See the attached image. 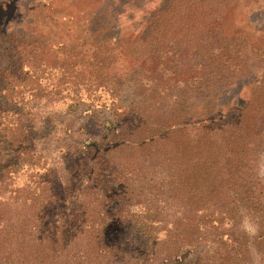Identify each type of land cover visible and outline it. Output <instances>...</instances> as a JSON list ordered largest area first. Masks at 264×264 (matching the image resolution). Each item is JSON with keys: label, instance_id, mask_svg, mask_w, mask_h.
<instances>
[{"label": "rangeland", "instance_id": "rangeland-1", "mask_svg": "<svg viewBox=\"0 0 264 264\" xmlns=\"http://www.w3.org/2000/svg\"><path fill=\"white\" fill-rule=\"evenodd\" d=\"M186 3L0 0V264H264V124L243 155L219 154L211 204L171 193L200 123L230 135L261 110L264 0H189L196 15L159 19ZM179 118L192 143L161 144Z\"/></svg>", "mask_w": 264, "mask_h": 264}, {"label": "trees", "instance_id": "trees-1", "mask_svg": "<svg viewBox=\"0 0 264 264\" xmlns=\"http://www.w3.org/2000/svg\"><path fill=\"white\" fill-rule=\"evenodd\" d=\"M185 1H187V3L181 9L170 6L168 9L160 11L161 13L159 14V19L161 20L165 16L173 19V15L175 14L193 16L196 15L199 10H202V3H200V8L198 10L197 4L192 3L189 6V0ZM218 16L219 12L215 11L207 17V20L217 19ZM155 30L157 31L158 28H155ZM153 51L155 53H159L158 43H155ZM263 98L264 92H260L258 95L254 96V104L257 101L262 103V105L259 106L261 107V110H254V113L249 115L252 111V109L249 107H251L253 103L250 104L248 110L244 112L246 115L242 113L240 120L235 123L237 129L233 134H222V129L227 126L226 124L221 123L220 125H214L210 127L206 126V123L199 124L202 125V127L199 128L201 144H198V157H196V159L189 158L185 161H177L176 165H171L175 168V176L172 180L173 187L171 189V193L178 197L174 198L180 200L185 209H194V205L196 204H211L210 200H214L215 196L218 195L220 188L215 185V178H217V173L220 174L222 169L219 168L217 164L219 154L223 152L224 148L230 146L232 152H234L235 155H243L246 148L250 146L249 144L251 140L254 141V138H259L260 129L264 124ZM188 126L189 125L185 120L179 118L178 120H174V123L170 125L163 123L154 134H160L158 141H163V143H161L163 145L164 142L169 140L170 137H174L177 134L183 135L187 141L189 140V142L192 143V139H189L190 132H188ZM153 138L154 137L150 135L147 137V140H141L137 144L140 151H145L146 147L153 143L155 139ZM13 143L16 148H20L23 151H26L29 148V141L26 135H24L22 132L16 135ZM163 149L164 148H161V153L163 152ZM168 161L176 162V160L172 159H168L167 162ZM195 179H197V181H195ZM214 187L216 189L213 191ZM257 205L258 206L256 209L259 214V224L262 228L264 227V205L259 203H257ZM4 230L5 227L0 229V238L3 237V243L0 245V255L3 252L4 258L7 259L11 252L9 246L6 245L5 242L10 236V233L5 232ZM20 235L18 237H20ZM257 240L260 241L259 244L261 245L264 240V234H260L257 237ZM26 262L27 259H22L23 264H26Z\"/></svg>", "mask_w": 264, "mask_h": 264}]
</instances>
